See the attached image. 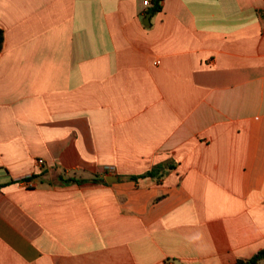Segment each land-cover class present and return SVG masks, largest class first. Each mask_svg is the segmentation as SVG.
I'll return each mask as SVG.
<instances>
[{
  "label": "crops",
  "instance_id": "obj_1",
  "mask_svg": "<svg viewBox=\"0 0 264 264\" xmlns=\"http://www.w3.org/2000/svg\"><path fill=\"white\" fill-rule=\"evenodd\" d=\"M144 2L0 0V264L264 250V0Z\"/></svg>",
  "mask_w": 264,
  "mask_h": 264
},
{
  "label": "trees",
  "instance_id": "obj_2",
  "mask_svg": "<svg viewBox=\"0 0 264 264\" xmlns=\"http://www.w3.org/2000/svg\"><path fill=\"white\" fill-rule=\"evenodd\" d=\"M162 0H155V4L157 7H159V4ZM3 44H4V35L3 33L0 31V49H2L3 47ZM149 176H154V174L152 172L148 173V174H145L143 176H140V177H132L131 179L132 180H138V179H141V178H145V177H149ZM67 181H76L78 183H85V182H88L90 180H75V179H70V180H67ZM92 181H95V182H103L105 183V181L103 179H100L99 176H96V178H94ZM1 188V186H0ZM262 260H264V250L261 251L260 253H258L257 255H255L252 259L248 260V261H243V260H239L236 264H258L259 262H261Z\"/></svg>",
  "mask_w": 264,
  "mask_h": 264
},
{
  "label": "built area",
  "instance_id": "obj_3",
  "mask_svg": "<svg viewBox=\"0 0 264 264\" xmlns=\"http://www.w3.org/2000/svg\"><path fill=\"white\" fill-rule=\"evenodd\" d=\"M151 3H152V0H145V2H144V4L146 5V6H150L151 5ZM39 163H43V161L41 160ZM32 185H33V182H30Z\"/></svg>",
  "mask_w": 264,
  "mask_h": 264
},
{
  "label": "water",
  "instance_id": "obj_4",
  "mask_svg": "<svg viewBox=\"0 0 264 264\" xmlns=\"http://www.w3.org/2000/svg\"><path fill=\"white\" fill-rule=\"evenodd\" d=\"M116 180H117V178H116ZM107 182H108V183H112L113 181L110 180V179H107Z\"/></svg>",
  "mask_w": 264,
  "mask_h": 264
}]
</instances>
